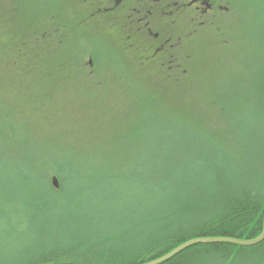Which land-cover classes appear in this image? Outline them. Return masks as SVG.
I'll list each match as a JSON object with an SVG mask.
<instances>
[{
  "label": "rangeland",
  "instance_id": "1",
  "mask_svg": "<svg viewBox=\"0 0 264 264\" xmlns=\"http://www.w3.org/2000/svg\"><path fill=\"white\" fill-rule=\"evenodd\" d=\"M223 4L227 6L225 20L211 26L208 38L202 33L188 35L190 58L185 64L186 72L182 76H168L149 70L145 59L132 55L130 48L124 49L110 32L88 26L69 28L71 35L61 45L40 39L38 47L29 50L26 45L45 29V9L50 5L60 10L69 6L68 0H0V121L13 122L17 131L34 140L43 152L76 151L96 156L114 152L141 157L151 152L159 155L155 163L160 167L165 165L164 158L170 164V159L175 160L183 150L191 149V140H186L190 136L184 127L195 125L194 138L218 139L227 152L232 141L253 139L257 157L250 146L251 164L247 166L264 174V90H261L264 0H223ZM25 26L35 29L33 32L38 36L17 42L14 37L10 38L13 31L19 36ZM199 32L200 29L196 31ZM90 53L94 56L92 73L82 66V57L87 61L86 55ZM235 122L241 123L246 137L236 131ZM149 124H155L158 133L150 132ZM146 164L143 162L142 167ZM196 165L197 162H190L178 168L179 173L175 172L172 181L174 178L178 182L192 181L196 190L185 197L209 199V191L203 193L200 189L205 183L206 170L201 176H195L196 169L200 168ZM200 165L203 169L208 166L204 161ZM23 185L18 182L8 192L4 191V185L0 186V206L6 212H11L14 206L20 207L17 202L22 197L28 199L26 190L36 194L34 186L26 189ZM72 187L70 183L67 188ZM105 190L93 194L82 210L74 204L76 201L73 203L72 209L78 214L85 213L90 224L71 225L67 215L59 223L62 213L47 211L42 216L46 219V228L37 236L40 243L49 246L50 236L65 239L63 236L76 231L93 235L107 226L111 228L112 222L108 221L124 213L121 211L128 195L123 188ZM114 190L121 198L113 196ZM157 196L153 195L159 199ZM189 220L182 215L176 219L182 224ZM16 221L19 227L11 236L0 235V247L18 245L17 233L25 230V226L24 221ZM142 233L143 229L134 230L116 247L132 244L137 248ZM235 253L226 257L208 251L198 264H236L232 259Z\"/></svg>",
  "mask_w": 264,
  "mask_h": 264
},
{
  "label": "trees",
  "instance_id": "2",
  "mask_svg": "<svg viewBox=\"0 0 264 264\" xmlns=\"http://www.w3.org/2000/svg\"><path fill=\"white\" fill-rule=\"evenodd\" d=\"M57 11L53 9L52 12ZM37 22L41 26V22ZM43 24H46L45 19ZM29 32L30 29L24 27L19 36L13 31L12 37L16 42L28 39ZM26 47L30 50L33 44ZM261 90H264V81ZM233 124L239 134L244 132L240 122ZM148 127L150 132L158 133L155 124ZM184 128L190 136L185 137L191 140V149L175 154L177 158L170 159V164L168 158H164L165 165L160 167L155 163L159 155L151 152L143 157L114 152L98 156L76 151L43 152L34 140L20 134L13 122L0 121V186L4 185L5 192L13 190L18 182L26 189L36 188V194L26 190L28 199L22 197L17 202L20 207L14 206L11 212L0 206L1 236L8 237L15 232L19 227L16 220L24 221L25 226V230L17 233L20 241L16 247H0V264H141L194 237H257L264 217V174L247 166L251 164L250 146L257 157L254 140L250 141L248 137L240 138L239 142L232 141L227 152L222 147L224 143L218 139L210 141V136L194 138L195 125ZM163 131L168 133L166 127ZM203 161L208 164L204 169L200 165ZM143 162H147L145 168ZM190 162H197L200 167L195 176H201L206 170L205 183L200 189L203 193L209 191V199L185 197L196 190L192 181L178 182L175 178L172 181L175 172L179 173L177 169ZM52 176L57 177L58 187L51 184ZM35 180L37 183H33ZM70 183L73 187L68 190ZM108 187L123 188L128 195L121 211L124 213L108 221L112 222L111 228L107 226L101 233L93 235L76 231L63 236L65 239L50 236L49 246L40 243L37 236L46 228L47 222L42 216L47 211L62 213L59 223L67 215L71 225L90 224L85 213L78 214L72 209L73 203L76 201L74 204L82 210L96 193L105 192ZM114 192L115 198H121L120 193ZM156 194L159 199L153 197ZM60 201H64L63 204H59ZM181 215L190 220L183 224L177 222ZM156 226L159 229H155ZM134 229H143L137 248L132 244L117 248ZM208 251L226 257L236 252L232 257L236 264H264V238L248 246L228 242L195 243L159 264H198Z\"/></svg>",
  "mask_w": 264,
  "mask_h": 264
},
{
  "label": "flooded vegetation",
  "instance_id": "3",
  "mask_svg": "<svg viewBox=\"0 0 264 264\" xmlns=\"http://www.w3.org/2000/svg\"><path fill=\"white\" fill-rule=\"evenodd\" d=\"M68 2L69 6L56 13L52 12L53 8L50 5L46 8V26L39 33L42 37L30 41L31 46L33 44L32 51L38 47L35 43L40 39L61 45L64 38L71 33L69 28L80 29L88 26L110 32L118 38L124 49L130 48L132 55L145 59L149 70L168 76L176 74L182 76L187 70L185 64L190 58V54L187 53L190 39L188 35L202 33L205 39L208 38L211 26L224 21L227 12L223 0H68ZM63 14L66 15L62 16ZM198 29L201 32L196 33ZM33 30L29 32L30 38L38 36ZM47 32L49 35L45 34ZM86 56L88 59L85 61L83 57L82 66L84 70L92 73L95 71L94 56L91 53Z\"/></svg>",
  "mask_w": 264,
  "mask_h": 264
},
{
  "label": "water",
  "instance_id": "4",
  "mask_svg": "<svg viewBox=\"0 0 264 264\" xmlns=\"http://www.w3.org/2000/svg\"><path fill=\"white\" fill-rule=\"evenodd\" d=\"M57 178H55V176L52 177V183L54 186H58L57 183ZM264 238V217H263V228L261 233L252 239H240L237 237H225V236H211V237H194L191 239H188L187 241L181 243L180 245L174 247L171 251L165 253L164 255L147 261L145 263L142 264H159L165 260H167L168 258L172 257L173 255H175L176 253L180 252L181 250H183L184 248L195 244V243H203V242H228V243H233V244H238V245H252L255 243L260 242L262 239Z\"/></svg>",
  "mask_w": 264,
  "mask_h": 264
},
{
  "label": "bare ground",
  "instance_id": "5",
  "mask_svg": "<svg viewBox=\"0 0 264 264\" xmlns=\"http://www.w3.org/2000/svg\"><path fill=\"white\" fill-rule=\"evenodd\" d=\"M262 228H263V225H262ZM135 230V229H134ZM134 230H132L131 232H130V235L134 232ZM262 231V230H261ZM240 239H242V238H240ZM245 246H248V245H245ZM172 250V249H171ZM170 250V251H171ZM169 252V251H168ZM164 255V254H163ZM162 256V255H161ZM160 257V256H159ZM158 258V257H157ZM154 259H156V258H154ZM151 260H153V259H151ZM148 261H150V260H148ZM145 262H147V261H145ZM145 262H143V263H145ZM142 264V263H141Z\"/></svg>",
  "mask_w": 264,
  "mask_h": 264
}]
</instances>
